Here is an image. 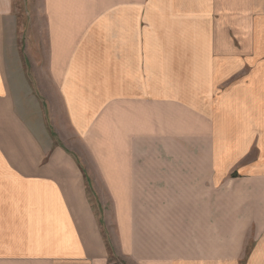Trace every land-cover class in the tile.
I'll use <instances>...</instances> for the list:
<instances>
[{"label": "crops", "instance_id": "0c3cea01", "mask_svg": "<svg viewBox=\"0 0 264 264\" xmlns=\"http://www.w3.org/2000/svg\"><path fill=\"white\" fill-rule=\"evenodd\" d=\"M90 182L127 264H264V0H0V264H110Z\"/></svg>", "mask_w": 264, "mask_h": 264}, {"label": "rangeland", "instance_id": "374dc122", "mask_svg": "<svg viewBox=\"0 0 264 264\" xmlns=\"http://www.w3.org/2000/svg\"><path fill=\"white\" fill-rule=\"evenodd\" d=\"M16 1H20V0H16ZM22 1V0H21ZM24 1V0H23ZM18 9L21 10V14L19 16V23L20 22H24L27 23V17L25 18L24 16V12H26V10L30 7H26V6H19L17 7ZM82 156L83 153L78 151V156ZM90 185V200L91 202L94 204V208L96 210V214L98 217V220L102 226V230L107 238V241L109 243V248H110V264H127L126 261L124 259H122V257L117 255V248L115 246V227H114V218L115 215L114 214H105L104 210L101 207V203H100V198L96 195L95 191L93 190V183H89Z\"/></svg>", "mask_w": 264, "mask_h": 264}]
</instances>
